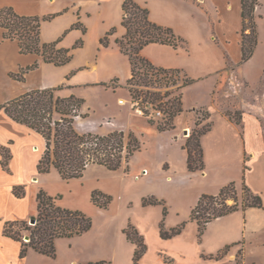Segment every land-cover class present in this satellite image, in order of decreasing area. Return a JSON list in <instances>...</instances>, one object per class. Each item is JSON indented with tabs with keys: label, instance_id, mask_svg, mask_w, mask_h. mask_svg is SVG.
I'll return each mask as SVG.
<instances>
[{
	"label": "crops",
	"instance_id": "crops-1",
	"mask_svg": "<svg viewBox=\"0 0 264 264\" xmlns=\"http://www.w3.org/2000/svg\"><path fill=\"white\" fill-rule=\"evenodd\" d=\"M124 1L0 0V10L12 7L20 16L52 17L41 25L40 35L43 43L59 41V47L73 49L78 42H82L80 47L72 51V60L58 67L44 62L43 57L37 54H22L19 42L6 39L5 30L0 27V105L35 89L64 85L65 89L60 91L59 95L62 97L75 95L85 99L82 112L88 114L86 119L91 118L97 109L92 108L88 102L90 101L87 99L89 93L92 90H98L102 94L126 88L128 80L132 77L130 59L121 51L116 42L126 34V29L122 25ZM134 1L149 9L151 21L172 29L178 37L184 40L183 44L177 48L165 44H150L142 50V56L157 67L180 70L188 79L194 80L189 87L201 86L211 96L210 100L208 98V100H199L191 104L183 93L184 112L175 120L176 129L173 130L178 133V136L173 139L170 137L172 140L176 139L177 142L180 140V144L175 147L180 153V173L177 172V175L169 178L178 179L180 183L183 179L186 181L197 179L204 185L187 187L190 192L188 206L190 216L201 195H217L231 182H235L237 186H243V182H246L255 194L262 197L264 204V116L245 114L241 117L240 125L231 121L222 108L232 95L223 91L219 92L223 85L233 87L237 83L240 84V79L243 82L252 83L246 74L248 63L243 66L241 64L243 57L242 0ZM255 15L258 24V45L250 62L257 61L261 66L255 83L257 89L261 83L263 84L261 89L263 91L258 94L259 102L263 104L264 0H259ZM77 23L81 27L73 28ZM113 28H117V31L110 36V46L103 47L101 39ZM35 63H38V67L25 75L24 82L10 77V73H18L21 68H27ZM241 68L244 70L243 75L240 74ZM108 84H115V88L105 86ZM118 102L121 107L128 106L127 99L119 98ZM97 108L104 111L108 108V104L101 100ZM198 109H205L210 113L213 127L202 138L207 168L205 171L192 173L188 170L187 151L182 146L195 128L188 119L192 117L195 123L194 114ZM133 112L136 114L135 111ZM113 119L114 117L110 115L104 118L109 124ZM115 131H124L126 134L134 132L131 128ZM212 144L217 151V155L213 158L209 155ZM0 146L7 148L11 155L8 170H4L0 152V178L3 179L0 181V198H3L2 201L0 200L1 205H7L11 211L19 213V205H23L26 199H29L30 203L34 195L37 199L40 190L58 198L57 204L63 205L64 199L71 200L70 196L74 190L79 193L89 181L95 184L98 182L95 187L87 186L85 196V201L91 202L94 206L91 208L93 210L95 208L97 213L86 214L111 218L114 230V257L111 264H130L136 245L128 239L125 229L132 225L143 237L147 233L145 227L137 217H134L131 210L129 213L112 212V202L110 208L107 209L95 205L92 201L91 190L98 188L100 183L116 178V175L119 176L120 181L127 184L132 179L131 177L126 178L121 169L110 171L100 165L89 166L83 178L71 181L64 180L55 168L49 173L39 174L37 167L46 150L45 139L28 126L12 120L4 110L0 111ZM137 153L129 163L132 171ZM232 159L234 160L233 166H230L229 162ZM166 161L171 163V167L173 166L172 158H167ZM215 168H218V173L212 176ZM144 169L148 170L146 166ZM144 175L148 176L145 173ZM144 178L135 174L137 181H143ZM18 185H27L24 198H16L13 194V188ZM106 186L105 183L104 188L100 186L95 191L113 195L112 201H114L117 197L115 189L111 190ZM65 188L69 189L68 193L64 192ZM151 195L162 198L155 191L145 190L139 197H131L126 202H131L128 207L145 209L144 212L149 214L150 208L156 207L143 205V199ZM35 203L37 207V202ZM66 206L71 209L85 210L77 204L65 203L63 207ZM108 209L111 210L110 213ZM180 211L181 209L178 208L177 213ZM27 213L16 219L29 221L35 214L31 210ZM190 224L199 228L194 221L190 220ZM155 225L156 222L152 224V227ZM156 229H158L156 233H159L160 229L157 226ZM205 231L204 246L209 243V248L204 249L205 253L213 254L218 259L225 255L224 261L228 260L238 264L239 260L242 264H264V207L250 208L246 211L238 210L215 219L209 223ZM223 252L225 253L222 254Z\"/></svg>",
	"mask_w": 264,
	"mask_h": 264
},
{
	"label": "trees",
	"instance_id": "trees-1",
	"mask_svg": "<svg viewBox=\"0 0 264 264\" xmlns=\"http://www.w3.org/2000/svg\"><path fill=\"white\" fill-rule=\"evenodd\" d=\"M258 5L259 0H242V63L252 58L258 45V24L255 15ZM123 10L122 25L126 29V34L116 42L121 51L129 57L132 67V77L126 85L133 104L132 110H143L144 116L149 118L151 124L158 125L160 132L173 130L176 118L184 112L183 92L167 101L165 99H168L172 92L162 93L154 89L168 88L170 85L177 86L180 83V78L177 76H180L182 72L157 67L144 58L141 52L150 44H165L177 48L183 44L184 40L178 37L172 29L151 21L149 9L134 0H125ZM51 18L20 16L12 7H5L0 10V27L5 30L4 37L6 39L19 42L22 54H37L42 56L46 63H52L58 67L64 66L72 60V51L80 47L82 42H78L73 49L59 47V41L43 43L40 35L41 25ZM79 27H81L79 23L73 26V28ZM116 31L117 28H113L101 39L103 47L110 46V36ZM37 67L38 63L21 68L18 73H10V77L24 82L25 75ZM192 83L194 80L186 77L183 84L176 88V91L178 92ZM105 86L115 88V84ZM64 89V85L35 89L0 105V111L4 110L12 120L28 126L45 139L46 150L39 161L38 173H49L55 168L64 180L71 181L83 178L87 168L91 165L104 166L110 171H118L125 167V170L128 171L131 158L142 150V144L137 135L134 132L126 134L124 131H115L107 135L78 132L75 120L78 117H88V114L82 112L85 99L75 95L61 97L58 93ZM149 104L156 105L154 108L163 112L164 117L160 119L161 121L147 115L145 110ZM225 115L231 121L240 124L242 116L237 112L234 114L226 112ZM210 118L208 112L207 119ZM199 125L200 123L196 122V126ZM212 126V123H208L202 129L193 130L183 146L188 154V170L192 173L202 172L206 169L201 140L211 131ZM0 152L2 168L8 170L10 152L2 146H0ZM242 190L241 204L238 200L235 182L223 187L217 195H201L190 216V220L198 224L200 235L204 234L209 223L215 219L238 210L246 211L250 208L264 207L262 197L255 194L246 182H243ZM26 191L27 185H18L13 188V193L17 198H24ZM57 199L48 195L44 190H40L37 194L38 211L34 218L35 225H29L28 221L5 223L3 235L20 245V259H24L31 249L39 255L56 258V241L58 239L79 237L92 229L93 221L90 216L80 210L59 206ZM112 199V196L101 191H94L92 194L93 203L103 209L109 207ZM229 199H233L235 203L229 205ZM143 203L145 206L162 204L154 197L145 198ZM166 214L167 209L165 208ZM182 228L184 225L167 232L164 231L162 223L161 235L165 239H170L180 234ZM125 234L136 245L134 259L135 262H139L146 253L144 239L132 225L125 229ZM88 264H111V262L99 261ZM239 264H242L240 260Z\"/></svg>",
	"mask_w": 264,
	"mask_h": 264
},
{
	"label": "rangeland",
	"instance_id": "rangeland-1",
	"mask_svg": "<svg viewBox=\"0 0 264 264\" xmlns=\"http://www.w3.org/2000/svg\"><path fill=\"white\" fill-rule=\"evenodd\" d=\"M251 59L245 63L241 62V64L243 66L248 63L246 65V74L251 79L250 81L252 83L243 82L240 79V84L237 83V85L233 87L230 85H223L222 88H220L219 92L223 91L225 93H231L232 95L228 98L227 104L223 105L222 109L224 113L228 112L234 114L237 112L238 115L241 116L245 114H257L258 117L264 116V99L262 101L263 104H261L258 97V94L263 91L261 90L263 84L261 83L257 89V85L255 83L258 70H261V66L257 61L250 62ZM243 71V68H241V75L244 74ZM177 78H180V83L177 86L170 85L169 89L162 87L154 90L162 93H167L169 91L172 92V95L168 99H165L167 101L169 99H173L175 95H179L182 90H184V97L186 96L187 100H189L191 104H194L199 100H208V98L210 100L211 96H209L206 89L201 86L194 88L192 86L189 87L190 85H188L177 92L176 88L183 84L186 77L183 73H181V75L177 76ZM103 93L100 94L98 90H92L89 93L87 99L90 101L88 102L91 104L92 108L97 110L93 112L91 118L86 119L78 117V119L75 120L77 121L75 122V127L80 133H94L99 135H107L115 132V130H128L131 128L134 130L142 144V150L137 153V157L134 159L133 171L130 166L128 171L125 170V167L121 169L123 175H126V178H132L129 180L128 184L120 181L119 176L117 175L115 176L116 178L100 183V186L103 188L106 183V187L111 188V190L115 189L114 191L117 197L114 201H112V212L129 213V210H131L134 217H137L146 229L147 233L143 235L144 244L146 245V253L139 262H135V249L134 256L131 259L130 264H238L228 260L224 261L223 259L225 258V255L221 259H218L214 257L215 255L213 254L209 255L208 253H205V247L209 248V243H206L204 246L206 231L203 235H200L199 228L190 224V211H188L190 192L187 187L192 185L202 187L204 186L203 182L197 179H193V181H186L183 179L180 183L178 179L169 178L170 176L177 175V172L178 174L180 173V153L175 149L176 145L180 144V140H178V142L176 139L172 140L174 137L178 136V133L173 131L176 128L166 132H160L158 130V125L151 124L149 122V118L145 117L139 110L135 111V114L132 110L133 104L131 102L130 93L125 87ZM119 98L127 99L128 106L121 107L118 102ZM101 100L108 104V108L104 111L100 109L101 107L99 109L97 108ZM153 106L156 105H147L145 110L147 115L152 114V110L149 111V109ZM107 115L114 117L111 124L104 120ZM194 116L195 123L192 117L188 119L193 128L195 127L193 130L202 129V127L207 126L208 123L213 124L211 118L207 119L208 112L205 109H198ZM153 119L160 120V118L157 117H153ZM196 122L200 123V125L196 126ZM241 129L243 130L242 125ZM209 155L212 158L217 155V151L215 150L213 144L211 145ZM167 158H172V167L171 163L169 164V162L166 161ZM233 162V159L230 160V166H233ZM145 166L148 170L144 169ZM144 173L148 176L145 177ZM216 173H218V168L213 169L212 176ZM135 174H139L142 178L145 177L144 180L142 179L143 181H137L135 179ZM0 181H3V179L0 178ZM97 184L98 182L95 184L94 182L89 181L83 190L82 188L80 189V194L76 193L74 190L72 196H70L71 200L64 199L63 205L65 206V203L70 205L77 204L85 209L80 210L85 214L97 213L95 208L94 210L91 208L94 207L91 205V202L88 203L85 201L87 186L91 188L93 186L95 187ZM98 188L92 189V194ZM145 190L155 191L162 196V198L155 195L145 197H154L162 202V204L147 205V207H156L150 208L149 214L144 212L145 209H136L134 206H129V208L128 205L131 202H126L127 199L131 197H139ZM237 190L238 200L241 204L243 199L242 186H237ZM66 191L68 193L69 189L65 188L64 192L66 193ZM110 196H112V198L114 197L113 195ZM2 199L3 198H0L1 201ZM35 202H37L35 195L33 199L30 200V203L29 199H26L23 205H19V213H14V211H11L7 205H1L0 203V264H88L99 261L112 262L114 257V230L111 218L97 217L93 215L90 216L88 214L87 215L90 216L93 221L92 229L79 237L58 239L56 241V258L39 255L31 249L24 259H20V245L17 242L4 237L2 231L6 222L21 221L16 218H20L24 214H28V210L35 213L33 216L31 215L33 217L32 219H34L38 211ZM234 203L233 199L228 200L229 205ZM63 205L61 203L59 204L61 207H63ZM67 207L68 206L63 208ZM165 208L167 209L166 215ZM178 208H180L181 211L177 213ZM108 211V213L111 212L110 209H108ZM32 219L28 221L29 225H31L30 221ZM155 222V227H152V224H155ZM162 223L164 225V231L167 232H171L182 225H184V228H182L180 234L175 235L170 239H165L161 235ZM156 226L160 229L159 233H156V230H158L156 229ZM25 233L28 234L27 232ZM25 239L28 240L27 238ZM240 262L242 261L240 260Z\"/></svg>",
	"mask_w": 264,
	"mask_h": 264
},
{
	"label": "built area",
	"instance_id": "built-area-1",
	"mask_svg": "<svg viewBox=\"0 0 264 264\" xmlns=\"http://www.w3.org/2000/svg\"><path fill=\"white\" fill-rule=\"evenodd\" d=\"M166 88H167V87H166ZM168 89H169V87H168ZM121 103H122V101H121ZM154 107H156V106H153V107H151V108L149 109V111L152 110V114L149 115V117H151V118H153V117H157V118L162 119V118L164 117L163 112H162L160 109H157V108H154ZM137 111H138V110H137ZM139 111H140V113H142L143 115H145V114H144L145 112H144L143 110H140V109H139Z\"/></svg>",
	"mask_w": 264,
	"mask_h": 264
},
{
	"label": "water",
	"instance_id": "water-1",
	"mask_svg": "<svg viewBox=\"0 0 264 264\" xmlns=\"http://www.w3.org/2000/svg\"><path fill=\"white\" fill-rule=\"evenodd\" d=\"M30 223H31V225H35L36 220H35V219H32V220L30 221Z\"/></svg>",
	"mask_w": 264,
	"mask_h": 264
}]
</instances>
